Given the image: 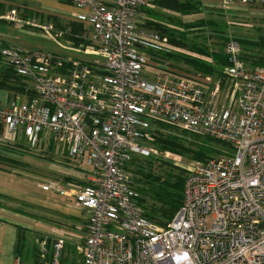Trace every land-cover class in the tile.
I'll use <instances>...</instances> for the list:
<instances>
[{"label":"built area","instance_id":"obj_1","mask_svg":"<svg viewBox=\"0 0 264 264\" xmlns=\"http://www.w3.org/2000/svg\"><path fill=\"white\" fill-rule=\"evenodd\" d=\"M71 1L83 34L65 32L82 41L63 49L78 58L3 39L1 58L27 89L0 93V154L6 142L14 155L63 147L67 161L81 162L73 168L84 183L67 197L82 212L83 264H264V67L249 66L230 40L223 76L178 74L145 51H169L162 35L138 28L148 0ZM219 5L264 7V0ZM22 13L4 19L50 34V24ZM155 121L230 149L188 174L183 204L166 227L141 216L129 169L135 156L157 155L149 148ZM65 247L62 236L44 237L38 262L15 255L12 264H59Z\"/></svg>","mask_w":264,"mask_h":264},{"label":"rangeland","instance_id":"obj_2","mask_svg":"<svg viewBox=\"0 0 264 264\" xmlns=\"http://www.w3.org/2000/svg\"><path fill=\"white\" fill-rule=\"evenodd\" d=\"M182 3L192 2L199 5L200 12L191 13V14H182L180 12H175L169 9H163L155 4L154 0H148V6L144 11L143 18H139L138 28L146 31V33H157L162 35L168 40L169 51L162 54H155L152 50L146 49V53L149 55L150 59L154 61L156 58H161L164 61L168 62L170 68L178 73L185 74L190 76H201L205 75L203 72H198L190 65L189 61H198L212 68H216L217 76H223L225 68L227 65H221L217 59L227 57L225 52V46L230 40H251L259 41L264 36V7L261 6H234L228 10L220 8V1L218 6H211L210 8H205L200 1L195 0H179ZM200 2V3H198ZM23 4L18 3V0H0V50L6 45L4 38L10 44L15 41L18 47H24L31 50H46L58 54L67 55L70 57H77L81 53H76L75 51L63 49L68 46L70 42L71 35L65 32V29L70 27L68 24L74 22L75 19L73 15L78 14L79 10L73 4H64L59 0H48V24L51 25L50 34L47 35L44 31L38 28H32L28 25H18L11 21L5 20V16L11 11H16L18 15L23 18L24 11L22 9ZM34 10V9H33ZM50 16V17H49ZM30 17H34L30 15ZM36 19L43 21L41 15L36 17ZM205 21L207 25L200 26L199 22ZM152 25H161L172 31H174V37L171 38L167 35H163L150 26ZM72 27V25H71ZM74 30V28L72 27ZM73 32V31H72ZM63 33L62 38H58L59 34ZM241 44V42H240ZM61 45V46H59ZM242 45V44H241ZM254 51L250 49H244L246 52L255 55L254 60L251 61L253 67H261V63L264 62V48L255 47ZM260 56V57H256ZM83 58V57H81ZM228 60V58H227ZM253 62V63H252ZM249 63V62H248ZM4 61L1 58L0 54V68L4 67ZM6 65V64H5ZM213 75V74H211ZM153 129H156L157 125L155 122L152 124ZM179 132H186L183 129L176 127ZM165 136L169 135L166 130L164 132ZM192 138L196 140L210 139L211 138L204 135H195L190 134ZM155 142V140H153ZM6 142V141H5ZM4 155H0L3 158H10L14 160V150L12 149V143L6 142ZM185 146H190L186 145ZM1 148V149H3ZM149 148H155L158 153L157 155H149L144 157L146 159H163L165 162H169L171 165L178 170L181 169L187 174L192 172L200 164H203L205 161H199L190 155H180L178 153L170 151H160L155 147L151 142ZM212 148L214 150L211 157H217L225 152H229L230 149L223 145L219 144L217 141L213 140ZM65 148H57L55 151H50L48 148H39L35 149V156L31 155H19L18 152L15 155H19L20 158H16L15 161L0 164V174L5 177L4 184L2 188L8 192L9 190H17L18 185L16 182H20L23 188L28 190H34L35 187L40 186H52L58 185L59 189L57 190L56 186L51 190L54 195H59L64 192H71L72 188H75L76 184L83 182L82 179L76 178L74 166L81 164V162L70 161L68 162L63 155ZM63 155V156H62ZM35 158L39 161H42L45 165H40L36 163L34 165H29L26 161H23L24 158ZM53 164V165H52ZM45 166V167H44ZM130 178L133 181L134 188L137 191V188L142 189L143 184L145 183H135V178L133 173ZM84 183V182H83ZM17 187V188H16ZM147 188V187H146ZM42 190V189H41ZM76 190V189H74ZM22 194L20 196L21 202L19 200L4 198V204L6 206H11L12 204L21 207L27 213L26 217H32L31 213L34 208V204H31L33 208H30L29 203L34 202V199L37 195L33 191L23 189L20 191ZM43 193H50L43 191ZM72 193V192H71ZM137 194L140 198V195ZM13 194V193H11ZM10 195V194H9ZM17 196V195H16ZM52 194H48V207H53V204H59L60 201L50 198ZM11 197V196H10ZM18 197V196H17ZM32 200H30V198ZM45 198V197H43ZM67 198V197H66ZM13 200V201H12ZM156 203L153 199H148L147 206H153ZM62 204V203H61ZM66 205V203H64ZM69 206H72L71 201L68 202ZM55 208V207H53ZM141 211L143 208H140ZM145 212V210L143 209ZM151 212V211H150ZM48 214L61 216L60 213L52 212L48 209ZM80 218L82 217V212L80 211ZM25 226L32 227L30 229L22 228L20 232L19 239H22L27 242L28 249H25V258L34 261L35 251L39 253V242L44 237L52 236L55 238L56 235L62 236L65 240L66 247L64 252L59 260V264H83V254L82 247L84 243L83 231L78 227L82 222H24ZM79 224L77 226V224ZM40 230V231H38ZM79 231V232H78ZM51 238V237H50ZM40 257V254H39ZM40 259V258H39ZM48 259V258H47Z\"/></svg>","mask_w":264,"mask_h":264},{"label":"trees","instance_id":"obj_3","mask_svg":"<svg viewBox=\"0 0 264 264\" xmlns=\"http://www.w3.org/2000/svg\"><path fill=\"white\" fill-rule=\"evenodd\" d=\"M59 1L64 4H72L71 0ZM154 2L160 8L169 9L186 15L200 12L199 5L196 6V4H193L192 2L182 3L179 0H154ZM22 9H24V7H22ZM26 10L28 11V14L34 16V18L41 15L43 21L46 20L44 22L48 21V15H44L30 8H27ZM68 25L70 26L69 28H74V30L72 29V31L75 34L79 35L83 32L82 24L72 22ZM198 25L205 26L207 25V23L205 21H202L199 22ZM150 27L163 35H167L171 38L174 37V31L166 27H163L161 25H152ZM260 36L262 37L259 39V41L240 40L242 44L241 46L243 48L242 58L251 67L253 66L250 63L254 60L253 58L255 57V55L246 52L244 46H246V49H250L251 51H254L256 49L255 47L264 48V36L262 34ZM71 38L77 45L82 41L79 38ZM216 59L221 65H228L227 57L218 58V56H216ZM189 63L194 68V70L198 72H203L205 75L213 74L212 76L219 77L214 74L217 72L215 70L216 68H212L211 66L198 61H189ZM260 66L264 67V62L261 63ZM26 89L27 84L15 74L11 67L4 64V67L0 68V93L2 91H8L10 94H23L26 92ZM28 93L30 94L31 90H29ZM155 124L157 125V127L152 132L153 135L150 142L160 151H170L178 153L180 155H190L199 161L205 162L209 159L215 158H210V155L214 152L212 148L214 139L211 138L212 140H210L203 138L202 140H196L195 138H192L190 136V134L193 133L179 132L177 131V129H175V125L159 121H155ZM165 130L169 135L165 136ZM153 140H155V142ZM217 142L219 144L227 146L222 142ZM184 144L190 146H185ZM7 161L13 162L15 160H11L10 158L6 157L0 158V164H10L7 163ZM14 163H16V161ZM167 164L171 163L165 162L163 161V159H146L139 156H135L129 164V169L131 173H133L135 183H145L143 184L142 189L141 186L140 189L137 188V191L139 192L138 196L140 195V198L138 197L137 203L140 208H143L145 210L144 212L142 209L141 216L151 223L161 227H166L173 220L174 216L181 208L185 197V186L188 177V174L185 171L181 169L178 170L177 168ZM149 198L156 201V203L150 207L146 205ZM20 232H22V228L18 230L15 255L21 256L26 262H31L30 259L25 258V249L26 247L28 249V245L26 241L19 239ZM51 245L52 240L49 239L50 250ZM35 252L36 253L33 262H38L40 258L39 253L37 251ZM47 260L48 262L50 261V256Z\"/></svg>","mask_w":264,"mask_h":264},{"label":"crops","instance_id":"obj_4","mask_svg":"<svg viewBox=\"0 0 264 264\" xmlns=\"http://www.w3.org/2000/svg\"><path fill=\"white\" fill-rule=\"evenodd\" d=\"M202 2L205 8H210L211 6H218L220 0H195ZM18 3L23 4L24 11L28 12L26 9H34L39 13L44 15H48V0H18ZM146 7L140 10L141 18H143L144 11ZM139 21V20H138ZM61 149V148H60ZM57 150L56 147H51L50 151ZM2 155V154H0ZM20 158V157H19ZM14 160L16 161V156L14 155ZM23 161H26L29 165H34L39 163L40 165H45L42 161H39L35 158H24ZM69 162V161H68ZM2 165V164H1ZM53 165V164H52ZM45 167V166H44ZM79 178V177H77ZM5 177L0 174V264H12L13 258L15 256V248L18 239V230L20 228H27L30 229L32 227L25 226L26 223L24 222H82L80 218V207L77 206L73 201L65 195L59 194L54 195L52 192L50 193H43L42 188L40 186L35 187L34 190H28L27 188H23L20 182H16V186L18 185L17 190H9L8 193L3 188L2 185L4 184ZM27 190L29 193L31 191L37 195L34 199V202H30V208H33L31 204H34L33 213H31L32 217H26L25 215L30 212H25V210L21 209L17 205L12 204L11 206H6L4 204V198H11L15 199L16 201L19 200L21 202V190ZM67 194V192H64ZM10 194V195H9ZM48 194H52L50 198L60 201L59 204H53V207H48ZM71 192H68V195ZM18 197H17V196ZM11 196V197H10ZM45 197V198H43ZM67 197V198H66ZM30 198V197H28ZM32 200V198H30ZM13 201V200H12ZM71 201L72 206L68 205V202ZM66 203V205L64 204ZM48 209L55 213H60L61 216L49 215ZM77 224V223H76ZM79 224H77L78 226ZM40 231V230H38ZM30 262V261H29ZM32 262V261H31Z\"/></svg>","mask_w":264,"mask_h":264}]
</instances>
